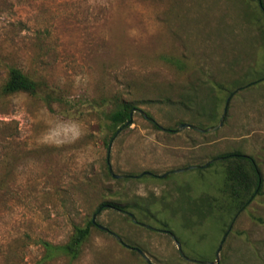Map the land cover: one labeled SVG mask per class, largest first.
<instances>
[{
    "label": "rangeland",
    "instance_id": "obj_1",
    "mask_svg": "<svg viewBox=\"0 0 264 264\" xmlns=\"http://www.w3.org/2000/svg\"><path fill=\"white\" fill-rule=\"evenodd\" d=\"M258 6L0 0V90L12 67L40 85L37 95L0 99V264H149L125 244L153 264H204L195 261H216L226 233L218 264H264V186L237 216H206L202 203L219 195L225 166L197 167L240 151L264 175V80L238 87L264 72ZM232 91L216 131L165 130L217 125ZM122 101L163 128L135 111L115 137L108 114ZM109 153L114 173L130 177L113 176ZM97 213L125 244L95 223L77 258L57 248Z\"/></svg>",
    "mask_w": 264,
    "mask_h": 264
},
{
    "label": "trees",
    "instance_id": "obj_2",
    "mask_svg": "<svg viewBox=\"0 0 264 264\" xmlns=\"http://www.w3.org/2000/svg\"><path fill=\"white\" fill-rule=\"evenodd\" d=\"M255 1H257L259 5L257 12L264 18V0ZM262 70H264V68ZM263 80L264 72L257 79L245 82L238 87L241 86V89L243 88L242 85L250 86L262 82ZM214 85L218 87L219 90L226 89V86L221 83L214 82ZM39 86V83L22 69L12 67L6 83L0 90V99L3 96L15 93L37 95L39 93ZM235 92L236 91H232L231 95ZM136 108V105L132 101H122L108 114L111 126L114 129V136L130 120L131 112ZM210 116L215 117V111H212ZM154 126L157 129L163 128L156 122H154ZM165 130L168 132H175L173 131L174 129L171 128H165ZM218 157H222L221 160L225 166V182L219 189V195L208 198L206 202L202 203L201 207L205 211L206 216L219 213L221 215L233 214L235 217L242 210L247 208L248 204H250L255 196L263 192L264 175L254 158L240 151L224 153L214 158ZM107 203L111 207H115L121 211H126V208H128L118 201H107ZM105 207L106 203H103L99 209ZM161 222L163 223V227L169 228L166 220H162ZM94 225V221L90 220L86 226L77 227V231L72 240L68 244L58 246L57 248L73 258H77L81 253L83 243L90 236L91 228Z\"/></svg>",
    "mask_w": 264,
    "mask_h": 264
},
{
    "label": "water",
    "instance_id": "obj_3",
    "mask_svg": "<svg viewBox=\"0 0 264 264\" xmlns=\"http://www.w3.org/2000/svg\"><path fill=\"white\" fill-rule=\"evenodd\" d=\"M234 94H235V93H233L232 95H230V97L228 98L225 113L223 114V116L221 117L220 122H219L217 125H214V126H211V127H207V128H200V127H197V126H193V125H191V124H182L181 126H179L177 129H174L173 131H180L181 129H183V128H185V127L194 128V129L199 130V131H202V132H212V131H216L217 129H219L220 127H222V125L224 124L225 117H226V114H227V108H228L229 103H230V101H231V98L233 97ZM135 111H139V112H141V113H142L145 117H147L149 120H151L152 122H156L154 118L150 117V116L147 114V112H145L144 110H142V109H140V108H136V109H133V110H132L130 120H129V121H128V122H127V123L121 128V129L126 128V127L132 125V123H133V115H134V112H135ZM121 129H120V130H121ZM119 132H120V131L117 132V134L115 135V137L118 135ZM115 137L113 138V140L115 139ZM113 140H112V142L109 144V147H110V148H111L112 145H113ZM221 159H222V157H220V158H215V159H213L212 161H210L209 163H207L206 165H204V166H197V167H198V168H206V167L210 166L212 163H214V162H216V161H219V160H221ZM108 162H109V165H110V171H111V173L113 174V176H114L115 178H128V177L131 176V175H128V174H127V175H118V174L114 173L113 167H112V165H111L110 153H109V156H108ZM191 168H192V167H189V168H186V169H179V170H175L174 172H179V171H182V170H188V169H191ZM145 174H151V172H149V171H145V172H143L142 174L138 175V177H141V176H143V175H145ZM162 176L164 177V176H166V174H165V175H162ZM129 214H130V216L132 217V219H133V221H134L135 223H138V224H140V225H142V226H145L146 228H149V229H155V228H154L153 226H151V225H148V224H145V223L140 222V221L138 220V218L136 217L135 214H133V213H129ZM97 215H98V213H97V214L94 216V218H93L94 223H97V222H96V217H97ZM97 226H98L100 229H103V230H105V231H109V232H111L113 235H115V236L119 239V241H120L121 243H124L123 239H122L118 234H116V233H114L113 231H111L108 227H106V226H104V225H102V224H99V223H97ZM167 232H169V231L167 230ZM171 235H172V237L174 238L176 244L178 245V248H179V251L181 252V254H182L186 259H188V260H190V261H195V260L189 258V257L185 254V252L183 251L182 245H181V243L178 241V239L176 238V236H175L173 233H171ZM227 235H228V233H226V235H225V237L223 238L222 243H221V245H220V247H219V249H218V251H217L216 261H195V262H200V263H204V264H218L219 261H220V253H221V251H222V249H223V245H224V243H225V241H226V239H227ZM124 244H125V243H124ZM125 245H126L127 247L131 248V249H136L139 253H141V254L145 257V259L147 260V262H148L149 264H153L152 261H151V259L145 254V252H143V250H142L141 248H139V247H133V246H130V245H128V244H125Z\"/></svg>",
    "mask_w": 264,
    "mask_h": 264
},
{
    "label": "flooded vegetation",
    "instance_id": "obj_4",
    "mask_svg": "<svg viewBox=\"0 0 264 264\" xmlns=\"http://www.w3.org/2000/svg\"><path fill=\"white\" fill-rule=\"evenodd\" d=\"M170 233V232H169ZM171 234V233H170ZM133 250H136V249H133ZM137 251V250H136ZM138 252V251H137Z\"/></svg>",
    "mask_w": 264,
    "mask_h": 264
}]
</instances>
